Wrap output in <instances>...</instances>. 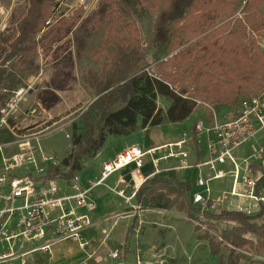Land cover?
Returning <instances> with one entry per match:
<instances>
[{
	"label": "rangeland",
	"instance_id": "obj_1",
	"mask_svg": "<svg viewBox=\"0 0 264 264\" xmlns=\"http://www.w3.org/2000/svg\"><path fill=\"white\" fill-rule=\"evenodd\" d=\"M114 4H118V6ZM54 5L55 9L52 16L57 17L61 14L71 15L77 9H82L81 19L69 34L68 44L64 47L62 54L58 55V59L55 60L52 57L43 58V55L37 54L31 56L32 59L36 60L37 67L33 70L27 67V65L30 64V60L26 65H21L17 58L14 60V65L10 66L12 69L16 68L18 76H21L23 81L27 80L28 76L25 78V75H28L30 71L34 74L40 73L43 79V81L32 90V95L28 103L31 106H25V108L18 112V118H15L12 122L17 125L19 133L40 129L37 127L32 129L31 126L40 123L42 117L47 115L45 112L42 113L43 110L47 109L50 111L51 108L54 110H61L64 98L74 99L76 94L90 89L89 85L85 83L88 70L93 69L97 72H101L103 65L110 61V57H108L106 52L102 53L100 49L103 47V41L106 39L108 29L112 26L113 22L120 23H118V29L124 26L136 27L138 30L136 35L132 32L129 34V30L126 29L124 35H126L127 38L133 36L136 41L140 42L141 47L146 53V63H148L151 75L166 79L173 85L177 93L182 94L184 97L195 99L198 106L193 113L183 121L169 122L166 120L158 127H150L146 132L140 128L129 135L109 140L107 146L108 152L111 154L135 143L147 148L151 145H161L164 144L163 142L183 139L185 133L189 135L192 133L193 140L190 144L198 145L194 140V125L198 120H203L205 124L208 125L213 119L214 114L219 120L227 119L241 108L242 101L264 94V78L257 76L254 77L252 81L248 79L242 85L240 84L241 93L236 97V100L230 104L220 99H207L211 88L209 86L210 84L223 80L232 81L233 77L227 76L226 73L223 74L217 69L211 70L204 66L209 60L207 58L210 57V53L207 54V52L214 50L216 39L214 38L204 42L199 39V37L202 36L200 33L202 30L198 27V16L202 9V4H198L191 10L185 19L172 30V41L174 45L170 54H167L165 50L157 51V48L152 45L156 18L159 11L165 6V0H160L158 6H155L153 3V7L140 0H54ZM239 5L240 3L237 5L238 8L236 7L235 15H233L235 21L230 28H227V32L236 29L238 24L237 19L239 17L245 19V14L242 9L244 5L241 4L240 7ZM28 6V0H0V61L4 58L5 42L3 38L8 36L14 37L17 34V27L11 14L14 13L15 17L20 19L27 11ZM259 10L264 11V5H262ZM203 32L207 33L208 31L203 29ZM245 33L248 39V52L249 55H251L254 50V46L251 45V43L253 40L258 39L259 33L251 29L249 24H247ZM259 40L258 42L264 51V38H259ZM62 44L63 42L59 45ZM182 51H185V57H176V55ZM172 56L174 57L171 58ZM186 56L190 57L186 59ZM9 64L7 63L6 65ZM165 75H167L168 78H165ZM54 88L63 89L56 90L60 100L53 106H46L41 95L44 94L49 103L53 104L55 100L54 95H52V93L50 95H45L44 92L47 90L52 92ZM92 91L93 94H96L95 90ZM89 100L90 99L82 100L73 104L72 108L64 112L63 115L52 118V122L56 121L54 125L52 124L51 127L47 129L46 133L41 135L39 140L34 144L38 143L37 145L48 155H53L57 159L62 160L72 148V125L78 121V116L86 109ZM37 101L41 102L42 105H38ZM171 104L172 101L166 98H160L158 100V106L161 107L163 113L167 112ZM33 108H38L39 110V113H36L35 117L28 115V111ZM71 113L72 115H68ZM64 115L65 119L63 118ZM60 118H62V120L58 121ZM0 130H2L0 131V146L4 147L6 144L5 139L10 138L13 140L11 136L12 131L10 129ZM254 147H258V149L264 148V130L260 132L256 139L234 150L233 153L238 158L241 165L246 166L248 163L246 158L255 152ZM1 151L5 153L7 148L4 147L0 149V152ZM88 162L89 161L85 163V167ZM96 163H98V161L91 162L90 165L95 167ZM229 169L230 165H228L226 169L228 174L226 179L212 182L214 187H220L214 199L221 198L225 192L230 189V185H228L229 183L227 184V182H232L234 177H231L232 172L228 173ZM147 170H149V167L146 168V171ZM20 171L22 172L21 169ZM61 181V179L58 180L59 183H61ZM158 195L160 196V204L168 206L171 197L167 198L168 195L164 192H160ZM234 203L230 201L215 203V207L212 210L216 213H220L223 210L236 211V209L233 208ZM174 209H176L175 205ZM201 213V211H195L193 209L181 215L169 213L168 215H172V219L170 222L167 221L171 224V227H163L161 224H157L156 229L158 235L157 238H154L155 240L152 239L158 242V244L153 247V253L156 255L141 251V253L138 252L140 254L137 256L136 251H129L127 253H129L130 256L127 262L124 258L127 246L124 244L123 238L125 236L123 235V226L130 220L119 216L117 219L118 227L110 234L108 243L111 244L112 247L118 248L121 257L116 259L111 258L109 251L103 246L98 251L100 255L106 256V259L103 260L101 264H119V262H124V264H137L139 259L141 264H173L171 261L175 259L176 261L174 264H219V256L213 254L209 241L205 239L206 232H208L209 237H213L221 243L220 248L223 255L228 256L232 246L230 241L223 237V234L225 232H230L238 223L234 220H221V224L217 225V223L213 221L209 224L206 223L208 226L205 232L197 223L199 219L198 216ZM254 214L256 213L254 212ZM201 217L204 219L207 216L203 214ZM253 223L257 226L264 225V218L253 221ZM198 226L202 230L199 228L197 232L195 229ZM158 229L160 230L158 231ZM168 231L170 232L168 236V246L166 250H163L165 242L163 244L159 242L160 236L163 235L164 237L165 233H168ZM243 237L247 238L249 241L251 240L253 245H251V243H245L240 249L235 248V252H241L240 259H242L240 264H264V250H261V248L257 246V236L253 233H246ZM131 242H134V239H132ZM131 242L128 243V246L132 245ZM143 248L144 250H148L146 244ZM160 254L161 256H159Z\"/></svg>",
	"mask_w": 264,
	"mask_h": 264
},
{
	"label": "trees",
	"instance_id": "obj_2",
	"mask_svg": "<svg viewBox=\"0 0 264 264\" xmlns=\"http://www.w3.org/2000/svg\"><path fill=\"white\" fill-rule=\"evenodd\" d=\"M140 1L151 7L153 3L158 6L160 2V0ZM28 3L29 7L23 17L19 21L16 20L17 35L3 38L6 53L0 66V105L23 83L16 68L10 67L15 61L7 67L5 64L18 58L21 65H26L30 60L27 67L31 70L37 68L35 59L31 56L36 53L39 46L43 48L45 54H52L55 60L58 59V55L62 54L68 44L69 39H65L81 19L82 9H77L71 15L61 14L52 17L55 9L54 0H28ZM239 3V7L241 4L244 5L242 9L245 19L239 17L236 29L227 32V28H230L235 21L233 15ZM198 4H202L198 16V27L202 30L199 39L203 42L216 39L214 50L207 52L210 53V57L207 58L209 60L204 66L233 77L232 81L223 80L210 84L207 99H220L230 104L241 93L240 84L248 79L252 81L257 76L264 78V51L258 42L259 38H264V11L259 10L264 5V0H165V6L157 15L153 31L152 45L157 51L165 50L167 54L171 53L174 45L172 30ZM114 5L118 6V4ZM49 18L52 21L47 24ZM118 23H112L100 49L102 53L106 52L110 61L103 65L101 72L89 69L85 78V83L96 91L97 98L80 113L78 121L72 125V148L63 157L60 166L51 169L52 177L61 175L71 178L74 174L82 172L85 163L97 155L110 136L129 135L139 125L146 128L159 126L166 120L183 121L198 106L195 99L177 93L166 79L151 75L146 63V53L140 42L133 36L127 38L124 35L126 30H129V34L132 32L136 35L138 30L134 26L118 29L120 24ZM247 24L259 33L258 39L251 43L254 46L251 55L248 52V39L245 33ZM203 29L208 32L204 33ZM61 42L63 44L59 45ZM185 55V51H182L176 57H185ZM188 57L190 56H186V59ZM28 75H25V78ZM165 78L168 76L165 75ZM3 89L7 91L2 92ZM56 90L63 89L54 88L52 92L48 90L44 92L45 95L51 93L54 95L53 104L49 103L44 94L41 95L46 106H53L60 100ZM160 98L172 101L165 113L158 106ZM259 185L264 186V178L260 179ZM190 189L191 184L155 175L142 186L139 197L146 195L150 198L164 192L168 196H173L169 209L175 205L178 210L185 213L190 212L191 209L199 211L188 200L187 192ZM205 214L215 220H234L238 223L230 232L223 234L232 246L228 256L223 255L221 243L209 237L206 232L205 239L209 241L213 254L219 256V264H240L241 252H235V248L240 249L245 243L253 245L251 240L243 237L246 233L255 234L258 238L257 246L264 250V225L257 226L253 223L263 217L264 210L257 214L226 210L217 215ZM133 229L134 226L131 227L130 232ZM197 229L199 230V227ZM175 261L176 259L171 262L174 264Z\"/></svg>",
	"mask_w": 264,
	"mask_h": 264
},
{
	"label": "built area",
	"instance_id": "obj_3",
	"mask_svg": "<svg viewBox=\"0 0 264 264\" xmlns=\"http://www.w3.org/2000/svg\"><path fill=\"white\" fill-rule=\"evenodd\" d=\"M31 85H23L13 91L0 109V129H10L17 139L19 151L11 157L3 159V169L0 174V264H16L24 262L27 254L33 251H50L51 245L56 240L78 241L83 248L88 246L83 231L91 225V218L87 214H79L78 207L92 211L95 203L89 197L90 191L105 183V181L118 171L129 166L135 168L131 171L133 176L134 192L128 194L125 188L114 187L113 190L121 196L127 204L131 203L135 192L146 180L139 174V170L150 157L155 173L162 160H177L176 170L207 168L205 176H199L196 185L202 191L193 192L191 202L200 207L202 212L197 223L202 229H207L203 214L213 211L215 203H223L232 199H242L243 202L234 203L238 212L254 214V208L264 210V186L259 185L264 178V148H256L246 160V166L239 163L234 155V150L255 139L264 130V94L242 101V106L231 117L223 120L217 119L214 114L208 125L203 120H198L194 125L195 143H206L207 157L205 160L192 163L190 150L187 148L193 140L192 133H185L184 138L175 143H169L157 148L146 149L139 145L131 146L119 153L115 158L103 165L99 180H90L89 187H80V175L74 174L67 180L73 192L62 194V186L57 176L52 177L50 166H60L62 160L53 155H48L39 145L34 144L41 135L46 133L51 126H46L48 121L31 126L40 128L34 131L18 132L17 125L12 123L20 111L26 95L31 90ZM38 108L29 111V115L38 114ZM42 114V113H41ZM40 114V115H41ZM31 129V128H30ZM36 129V128H35ZM3 147L0 146V149ZM162 155H159L161 154ZM40 158L46 167L40 163ZM230 162L232 170V189L219 198L211 195L210 181L224 178L227 173L220 165ZM260 167L255 171V164ZM22 170V172L20 171ZM243 173V176H242ZM242 176V177H241ZM122 182H125L122 179ZM242 186V190L239 186ZM49 235H54L48 239ZM44 241L24 251L26 243ZM111 256L119 258L118 250ZM137 264H141L139 259Z\"/></svg>",
	"mask_w": 264,
	"mask_h": 264
},
{
	"label": "crops",
	"instance_id": "obj_4",
	"mask_svg": "<svg viewBox=\"0 0 264 264\" xmlns=\"http://www.w3.org/2000/svg\"><path fill=\"white\" fill-rule=\"evenodd\" d=\"M11 17L13 18V21L15 22L16 27H17L18 22H16V20L19 21L23 16L19 19V18L15 17L14 13H12ZM52 17H54V16H52ZM51 21H52V19L49 18V20L47 21V24L51 23ZM39 36H40V34H39ZM67 39H68V37L65 40H67ZM5 53H6V45H5V50H4V56H5ZM37 54L43 55V58L44 57L45 58L46 57L54 58L52 56V54H48V55L45 54L43 48L40 46L38 47V50L36 51V53L34 55H37ZM16 59H14V60H16ZM14 60L12 59L10 61V63L13 62ZM1 61H2V59H1ZM1 61H0V66H1ZM7 63L9 64V62H7ZM6 64H5V67L8 66ZM35 65H36V60H35ZM42 81H43V79H42V75H40V73H37V74L30 73L27 77V80H24L23 81L24 83H22L20 85V86H23V85L29 84L32 87L30 92L26 95V99L23 102L22 108L20 109V111L23 108H25V106H31L28 103L30 101L29 100L30 96L32 95V90H34L36 88V86L38 84H40ZM89 88L90 89L88 91L86 90L85 92H81L80 94H76L74 96V99L73 98H71V99L64 98L63 102H62L63 106H62L61 110L60 109L54 110L53 108H51L50 111L47 109L43 110L42 113L45 112V114H47V115L42 117V120L40 123H42V121L47 118L46 120H44V122L48 121L46 123L47 124L46 126H51L52 124L54 125V123L56 121L52 122L53 121L52 118L63 115L64 112H66L67 110L72 108L73 104H76L82 100L90 99L88 104L86 105V108H87L97 98L96 94L92 93L93 89L91 87H89ZM6 91H7L6 89H3L2 92H6ZM8 97H7V99H8ZM6 100H5V102H6ZM5 102L2 105H0V109L3 107ZM37 102H38V105L41 104V102H39V101H37ZM69 106H71V107H69ZM40 108H42V107H40ZM18 115H19V113L16 114V119L18 118ZM28 115H29V111H28ZM68 115H72V113L68 114ZM31 116L35 117V115H31ZM44 117H46V118H44ZM63 118L65 119V115L63 116ZM61 120H62V118H60V120H58V121H61ZM37 124H39V123H37ZM150 127L151 126H148L146 128H142L141 126H139L137 129L141 128L144 132H146ZM153 127H156V126H153ZM0 131H2V130H0ZM12 133H11V136L13 137V140H11L10 138L5 139L6 144L4 147L7 148V151L5 153L2 151L0 152L1 153V155H0L1 156L0 174H1L2 169H3V159L5 157H11L13 154H15L19 151V146L17 144L16 138L14 135H12ZM118 137H120V136H118ZM118 137H114V136L108 137L103 148H101V150L98 151L97 155L94 158L89 160L87 166L83 169V171L78 173L80 175V187L82 189H87L89 187L88 182L90 180H99L100 179L103 165L106 162L112 160L119 153L123 152L125 149H127L131 146H134V145L141 146L140 144L135 143V144H132L130 146H126L124 149L118 150V151L111 154L110 152H108L107 143L109 140H113L114 138H118ZM180 140H182V138L176 139L173 141L163 142L164 144H161V145H158V144L157 145H151V146H149L147 148L145 147V148L146 149L157 148V147H161L163 145L169 144V143L178 142ZM187 148L190 150V160L192 163H196L197 161L206 159L207 151H206L205 141L201 145H191L190 144ZM256 148H258V147H254V149H256ZM159 155H162V153ZM94 161H98V163L95 164L96 165L95 167L90 165L91 162H94ZM40 163L46 167L50 166V163H48V164H47V162L45 163L44 161L41 160V158H40ZM177 164H178L177 160H174V159L162 160L159 167H158L159 173H157V176L164 178V179L178 180V181L185 182L187 184H191V189L187 192V197H188L189 202L192 205H194L191 202L190 196L192 195L193 192H198V191L203 190V188L198 187L196 185V180L200 175L201 176L206 175L207 168L176 170V169H174V167ZM228 165H230V169L228 170V173H231L233 170V166L230 162H227L224 165H220L219 167L222 168L227 173L226 169H227ZM263 165H264V163H263ZM260 166H261L260 163L255 164V167H254L255 171H257ZM53 167H54L53 165L50 166V168H53ZM148 167H149V170L146 171V168H148ZM134 168L135 167L132 165V166H129L127 168H124L121 171L116 172L115 174L110 176L105 181L104 184L99 185L90 191L89 197L93 200V202L96 205V208L94 210L87 211L85 208H81V207L77 208V211L79 214H87L91 218V222H92L91 225L83 231L84 237H85L86 241L88 242V246L86 248H83L78 241H65V240H57L56 241L55 240L53 242V244L51 245L50 251L38 250V251L30 252L29 254H27L25 256L24 262L17 260L16 264H101L102 261L106 259V256L99 254L98 251L100 248H102L104 246L105 249L109 251L110 255L114 251L118 250L117 247H112V245L108 243L109 242L108 240L110 238V234L113 231H115L118 227L117 219L119 218V216H121L123 218H127L130 220L128 223H126L123 226V235L125 236L123 238L124 244L128 248V250L126 248V255L124 256L125 261L126 262L128 261L127 259L129 258L130 255L127 252H129V251H136L137 256H138V254L141 253V251H145L146 253L149 252L152 254L154 252L153 247L158 244V242L154 241L155 240L154 238H157V235H158V232L156 229L157 224H161L163 227L164 226L171 227V224L169 222L172 219L171 218L172 215H168V214L169 213H172V214L176 213V215H178V214L181 215V214H184L185 212L183 213V211H180L177 208L174 209V207L169 209V207H168L169 204H168V206H163V204H160L161 201H159V198H160L159 195H156L155 197H150V198H149V196H146V195L139 197V191L142 188V186L148 181V179L154 177L153 174L155 173V171H154L155 167L153 166V163H152V160L150 157H146L145 164L139 170L140 176L142 178H145L146 180L141 184L139 190H137L135 192V195L133 196L131 203L127 204L124 201V199L121 196H119L113 190V188L114 187L125 188L127 190L128 194H132L135 191L134 186H133V183H134L133 176L131 173V171ZM227 177H228V174H227V176H225L222 179H226ZM57 179L62 180L60 183V185L62 186V194L66 195V194H70L73 192L72 188H70V186L67 183V180L70 178L60 175V176H57ZM122 179H124L125 182H122ZM218 180H220V179H218ZM218 180H212L209 183L210 188H211V195L213 196V198H216V194H217L218 189L220 187H218V188L214 187L212 182L218 181ZM232 183H233V181L227 182V184L230 185V189L226 192H229L232 189ZM239 189L242 190L241 185L239 186ZM170 197H171V199L173 198V196H167V198H170ZM231 202H243L244 205L250 204L249 201H245L242 199H232ZM169 203H170V201H169ZM194 206L200 211L199 206H197V205H194ZM254 210H255V213L257 214L258 208L256 207V208H254ZM259 212H261V211H259ZM205 213H209L210 215L219 214V213H216L214 211H209V212H205ZM205 213H204V216H207ZM262 218H264V215ZM204 220H205V224L206 223L209 224L210 222H213V221L215 223H217V225L221 224L220 223L221 220H215L211 217H206V218H204ZM207 224H206V226H208ZM132 226H134V229L132 230V232H130V229ZM166 229H164V230H166ZM159 230L160 229H158V231ZM195 230L198 232L197 227ZM204 230L206 232L207 229H204ZM169 234H170V232L168 231V233H165L164 237H163V235L160 236L159 242H161L162 244L165 242V247L163 248V250H166V248L168 246ZM52 237H54V235H49L48 239H51ZM132 239H134V242H131ZM152 239H154V240H152ZM129 242H131L132 245L128 246ZM37 243H40V244H37ZM42 243H44V241L26 243L24 246V251H27V250L31 249L32 247H35L36 245H41ZM145 244H146V247L148 250H144L143 247L145 246ZM138 252H140V253H138ZM153 255H156V254L153 253ZM159 256H161V254ZM110 257L113 258L112 256H110ZM120 257H121V255H120ZM113 259H116V258H113ZM119 264H124V262H119Z\"/></svg>",
	"mask_w": 264,
	"mask_h": 264
}]
</instances>
